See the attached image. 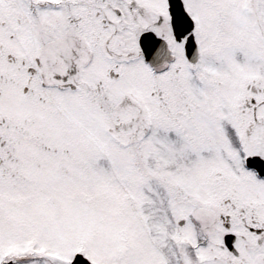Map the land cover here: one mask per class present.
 Segmentation results:
<instances>
[{"label":"snow or ice","instance_id":"6c2138e0","mask_svg":"<svg viewBox=\"0 0 264 264\" xmlns=\"http://www.w3.org/2000/svg\"><path fill=\"white\" fill-rule=\"evenodd\" d=\"M0 264H264V0H0Z\"/></svg>","mask_w":264,"mask_h":264}]
</instances>
